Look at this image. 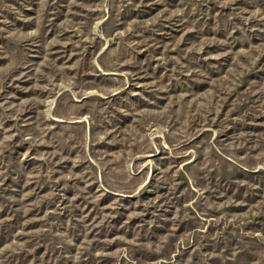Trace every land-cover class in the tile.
<instances>
[{
    "label": "rangeland",
    "instance_id": "obj_1",
    "mask_svg": "<svg viewBox=\"0 0 264 264\" xmlns=\"http://www.w3.org/2000/svg\"><path fill=\"white\" fill-rule=\"evenodd\" d=\"M0 264H264V0H0Z\"/></svg>",
    "mask_w": 264,
    "mask_h": 264
}]
</instances>
